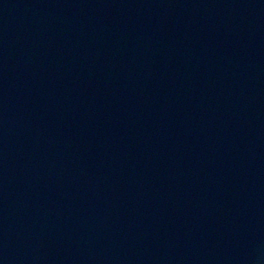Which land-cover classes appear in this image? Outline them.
Listing matches in <instances>:
<instances>
[{
    "label": "water",
    "instance_id": "obj_1",
    "mask_svg": "<svg viewBox=\"0 0 264 264\" xmlns=\"http://www.w3.org/2000/svg\"><path fill=\"white\" fill-rule=\"evenodd\" d=\"M0 264H264V0H0Z\"/></svg>",
    "mask_w": 264,
    "mask_h": 264
}]
</instances>
